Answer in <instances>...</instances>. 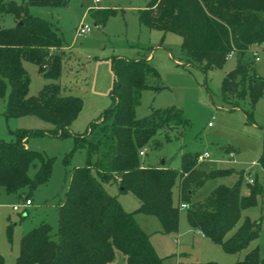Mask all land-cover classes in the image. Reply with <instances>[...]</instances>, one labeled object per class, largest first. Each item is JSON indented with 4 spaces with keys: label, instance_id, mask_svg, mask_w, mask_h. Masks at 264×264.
Masks as SVG:
<instances>
[{
    "label": "trees",
    "instance_id": "obj_1",
    "mask_svg": "<svg viewBox=\"0 0 264 264\" xmlns=\"http://www.w3.org/2000/svg\"><path fill=\"white\" fill-rule=\"evenodd\" d=\"M67 1L0 0V18L10 13L15 20L12 26H0V98L5 97L4 114L38 117L51 124V133L59 137L70 133L69 125L82 106L81 98L63 93L56 81L45 83L36 95H27L29 75L23 61L35 64L46 79L59 78L61 36L52 22L33 14L30 8L59 7ZM88 12L95 24H103L113 9ZM138 17L148 28L179 35L183 60L204 72L220 66L233 50L238 59L233 78H225L222 84L225 101L247 95L253 108L264 96V77L257 73L246 80L241 96L231 93L236 75L244 76L249 65L243 56L246 52L251 55L250 48L255 44L264 45V0H148ZM111 62L113 103L101 114L104 127L96 142L87 138L88 130L74 134L76 146L86 147L87 162L68 173L57 203L56 238L51 225L41 221L21 236L15 264H107L115 259L116 250L123 254L125 264H162L163 258L154 250L134 212L125 211L117 196L107 193L106 184L116 185L119 193L131 192L139 203L136 211L156 217L161 233L171 234L178 230L179 223V206L172 203V189L178 181L179 200L187 204L184 210L190 227L225 252L244 249L258 236L260 221L245 215L237 223L242 211L254 206L258 195H264L262 185L255 177L252 182L245 180V175L252 174L243 169H197L198 151L183 152L178 167L143 165L139 153L142 148L159 146L161 141L153 139L157 133L163 131L168 140V130L185 125L186 120L174 107L137 118L134 107L140 92L157 89L152 81H157L158 74L146 59L114 57ZM13 133V141L0 140V191L20 193L25 187L33 190L47 181L51 158L24 145L29 134L41 131L16 129ZM257 165L264 171V127ZM31 167L35 171L30 177ZM233 173L238 177L232 184L219 183L202 198L195 197L207 180ZM242 181L248 184L247 193L241 192ZM234 264H264V255L255 247Z\"/></svg>",
    "mask_w": 264,
    "mask_h": 264
},
{
    "label": "rangeland",
    "instance_id": "obj_2",
    "mask_svg": "<svg viewBox=\"0 0 264 264\" xmlns=\"http://www.w3.org/2000/svg\"><path fill=\"white\" fill-rule=\"evenodd\" d=\"M147 2L68 0L66 5L59 7L30 8L33 14L57 27L63 43V54L61 74L56 80L44 78L35 64L23 61L29 75L27 95H36L45 83L56 81L63 93L79 96L82 106L69 125L70 133L59 137L51 133V124L38 117L5 116V97L0 98V140L13 141L16 129L41 131L27 136L26 147L51 158V172L46 182L33 190L25 187L20 193H7L4 189L0 191V254L3 264H15L21 236L41 221L51 225L53 238H56L57 203L67 184L68 173L73 167L87 162L86 147L76 146L74 134L88 130L87 138L90 141L96 142L100 138L104 127L100 123L101 114L113 103L111 90L114 72L111 60L114 57L146 59L158 74L157 81H152L158 88H146L140 92L134 107L137 118L146 117L155 110L174 107L182 111L186 120L185 125L168 130V140L163 131L157 133L153 139L161 141L159 146L142 148L144 153L140 159L143 165H160L161 160H165L163 165L178 167L183 152L206 150L210 157L197 161V169L207 171L210 167H226L235 171L243 169L245 173L250 171L264 190V171L256 164L262 147L264 96L255 102L253 108L247 95L225 101L222 84L235 67L237 56L233 54L227 57L220 66L207 72L186 63L181 53L179 35L148 28L139 21V10ZM95 8L113 9V12L106 16L103 24H95L88 12ZM84 23L89 24L90 30L79 36L76 29ZM14 24V17L10 13L0 18V26ZM246 53L243 58L249 65L244 70V76L236 75L237 83L231 88V93L237 97L242 95V87L248 78L256 73L264 77V61L254 64L249 52ZM233 76L232 71L231 78ZM209 121L211 125H208ZM34 171V168H29L30 177ZM237 177L233 173L209 179L197 190L195 197L205 196L217 182L232 184ZM240 189L242 193L248 192L246 181L241 182ZM105 190L117 196L125 211H133L145 233L151 234L150 240L157 254L165 257L162 264H234L255 247L260 255H264V195H258L256 204L242 211L237 223L245 215L251 220H259L258 236L251 239L239 253H229L192 230L184 208L179 206L178 233H156L154 230L161 229L160 222L156 217H144L136 211L139 203L131 192L119 193L114 184H106ZM26 198L31 203L24 206ZM179 201L176 181L172 189V203L178 206ZM13 205L18 208L13 210ZM107 264H125L123 254L116 250L115 260Z\"/></svg>",
    "mask_w": 264,
    "mask_h": 264
},
{
    "label": "built area",
    "instance_id": "obj_3",
    "mask_svg": "<svg viewBox=\"0 0 264 264\" xmlns=\"http://www.w3.org/2000/svg\"><path fill=\"white\" fill-rule=\"evenodd\" d=\"M95 1L99 2L100 0H95ZM89 30H90L89 24L84 23L76 29V34L79 36H82V35H85ZM250 53L252 55L254 63L264 61V45L255 44L254 46H252L250 48ZM233 54H234V51L231 50L227 54V57H229ZM208 125H211V122H208ZM139 153H140V155H143L144 152H143V150H141ZM209 157H210V153L208 151H203L197 155V161H204L205 159H208ZM246 179L248 182H252V178L250 176H247ZM30 203H31V201L29 199H25L23 205L26 206V205H29ZM179 206L182 208H186L187 204L186 203H180ZM17 208H18V206H16V205L12 206L13 210H16Z\"/></svg>",
    "mask_w": 264,
    "mask_h": 264
},
{
    "label": "crops",
    "instance_id": "obj_4",
    "mask_svg": "<svg viewBox=\"0 0 264 264\" xmlns=\"http://www.w3.org/2000/svg\"><path fill=\"white\" fill-rule=\"evenodd\" d=\"M261 62V61H260ZM260 62H257V63H260ZM255 64V63H254ZM210 122V121H209ZM24 145L26 146V144L24 143ZM204 151H206V150H204ZM199 152V151H198ZM203 152V151H202ZM199 153H201V152H199ZM231 154H232V152L229 154L230 156H231ZM165 163V160H164V162L162 163V164H160V165H163ZM256 164H257V161H256ZM234 169V168H233ZM236 170V169H235ZM247 176H250L251 178L253 177L252 175H247ZM219 182H217V183H215L214 184V186L216 185V184H218ZM212 189V188H211ZM210 189V190H211ZM209 190V191H210ZM208 191V192H209ZM245 193H247V192H245ZM178 195H179V192H178ZM200 197V196H199ZM181 202L179 201V204H180ZM179 204H178V206H179ZM144 215V214H143ZM144 217H154V216H150V215H144ZM137 221V220H136ZM138 223V222H137ZM139 224V226L142 228V226L140 225V223H138ZM160 228H161V226H160ZM143 229V228H142ZM191 229L192 230H194L196 233H198L201 237H203V238H206L199 230H196V229H193L192 227H191ZM144 231V230H143ZM145 232V231H144ZM154 232H156V233H161V229H156V230H154ZM176 233H178V230L175 232V233H171V235H175ZM161 234H164V233H161ZM148 235H149V240H150V233H148ZM150 242H151V240H150ZM151 244H152V242H151ZM152 246H153V244H152ZM153 248H154V246H153ZM154 250H155V248H154ZM156 251V250H155ZM157 253V252H156ZM237 253H239V252H237ZM160 257H162L163 258V260H164V258L165 257H163L161 254L159 255ZM115 260V259H114ZM113 260V261H114ZM123 260H124V262H125V259H124V256H123ZM237 261V260H236ZM163 262V261H162Z\"/></svg>",
    "mask_w": 264,
    "mask_h": 264
},
{
    "label": "water",
    "instance_id": "obj_5",
    "mask_svg": "<svg viewBox=\"0 0 264 264\" xmlns=\"http://www.w3.org/2000/svg\"><path fill=\"white\" fill-rule=\"evenodd\" d=\"M17 25H21V22H18ZM231 75H232V71H230L228 74H227V77L228 78H231ZM164 162V160H161L160 164H162Z\"/></svg>",
    "mask_w": 264,
    "mask_h": 264
}]
</instances>
